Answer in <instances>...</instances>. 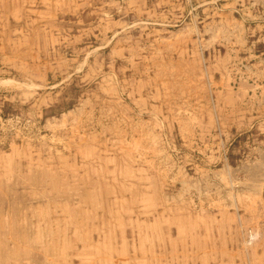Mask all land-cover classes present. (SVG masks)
<instances>
[{
    "label": "rangeland",
    "instance_id": "1",
    "mask_svg": "<svg viewBox=\"0 0 264 264\" xmlns=\"http://www.w3.org/2000/svg\"><path fill=\"white\" fill-rule=\"evenodd\" d=\"M0 264H264V0H0Z\"/></svg>",
    "mask_w": 264,
    "mask_h": 264
},
{
    "label": "bare ground",
    "instance_id": "2",
    "mask_svg": "<svg viewBox=\"0 0 264 264\" xmlns=\"http://www.w3.org/2000/svg\"><path fill=\"white\" fill-rule=\"evenodd\" d=\"M249 16V15H248ZM39 88V87H38Z\"/></svg>",
    "mask_w": 264,
    "mask_h": 264
}]
</instances>
